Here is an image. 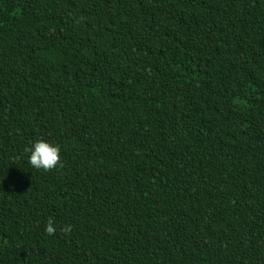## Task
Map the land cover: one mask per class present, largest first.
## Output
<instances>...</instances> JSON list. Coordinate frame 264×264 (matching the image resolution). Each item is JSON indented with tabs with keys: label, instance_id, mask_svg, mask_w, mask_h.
Here are the masks:
<instances>
[{
	"label": "trees",
	"instance_id": "obj_1",
	"mask_svg": "<svg viewBox=\"0 0 264 264\" xmlns=\"http://www.w3.org/2000/svg\"><path fill=\"white\" fill-rule=\"evenodd\" d=\"M0 264H264V0H0Z\"/></svg>",
	"mask_w": 264,
	"mask_h": 264
},
{
	"label": "clouds",
	"instance_id": "obj_2",
	"mask_svg": "<svg viewBox=\"0 0 264 264\" xmlns=\"http://www.w3.org/2000/svg\"><path fill=\"white\" fill-rule=\"evenodd\" d=\"M25 151L30 152L29 163L37 170L42 169L44 172H48L58 166L60 168L64 167L61 162L60 147L58 145L54 146L44 140H38L33 144L32 148L25 149ZM71 230V225H66L61 229L65 234L71 232ZM45 231L50 236L56 233L55 222L51 217L47 221Z\"/></svg>",
	"mask_w": 264,
	"mask_h": 264
}]
</instances>
